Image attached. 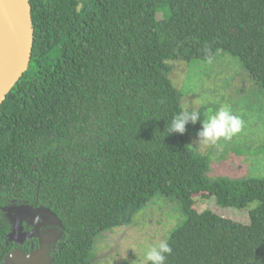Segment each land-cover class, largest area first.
I'll use <instances>...</instances> for the list:
<instances>
[{
    "label": "trees",
    "instance_id": "1",
    "mask_svg": "<svg viewBox=\"0 0 264 264\" xmlns=\"http://www.w3.org/2000/svg\"><path fill=\"white\" fill-rule=\"evenodd\" d=\"M30 2V68L0 107V264L13 201L62 222L54 264H93L98 238L131 225L157 195L187 216L166 264H264V177L209 176L211 156L189 140L204 109L201 122L168 134L184 98L170 62L224 51L264 88V0ZM203 195L225 208L256 203L250 223L197 211Z\"/></svg>",
    "mask_w": 264,
    "mask_h": 264
},
{
    "label": "rangeland",
    "instance_id": "2",
    "mask_svg": "<svg viewBox=\"0 0 264 264\" xmlns=\"http://www.w3.org/2000/svg\"><path fill=\"white\" fill-rule=\"evenodd\" d=\"M171 81L183 93V108L204 109L205 121L222 105L244 121L240 133L225 142L205 146L190 136V145L201 155L211 156V178L238 179L247 176L264 177V88L256 83L239 59L220 51L209 60L192 62L173 61ZM248 157H247V156ZM256 161L254 166L248 160ZM251 173V174H250ZM250 174V175H249ZM220 216L239 223L249 224V211L219 206L215 198H195V209L204 206ZM180 202L169 196L157 195L134 218L129 226L117 228L101 235L94 251L93 264H145V251L171 234L185 223Z\"/></svg>",
    "mask_w": 264,
    "mask_h": 264
},
{
    "label": "water",
    "instance_id": "3",
    "mask_svg": "<svg viewBox=\"0 0 264 264\" xmlns=\"http://www.w3.org/2000/svg\"><path fill=\"white\" fill-rule=\"evenodd\" d=\"M82 5L78 6L80 11ZM35 30L30 0H0V107L9 93L28 72L33 55ZM20 209V210H18ZM11 225L10 239H28L33 233H24V222L35 225L51 218L62 231L58 216L47 208L33 209L31 206L13 205L3 209ZM17 210V211H16ZM59 237L41 241L40 248L30 255L16 250L5 258L4 264H54L55 255L50 254L49 245Z\"/></svg>",
    "mask_w": 264,
    "mask_h": 264
},
{
    "label": "clouds",
    "instance_id": "4",
    "mask_svg": "<svg viewBox=\"0 0 264 264\" xmlns=\"http://www.w3.org/2000/svg\"><path fill=\"white\" fill-rule=\"evenodd\" d=\"M200 120V112L193 108L189 110L187 106L181 109L173 116L168 126V134H183L186 130V124L189 122L195 124ZM201 122V120H200ZM202 129L198 132L196 143L216 145L223 139L225 142L231 141L234 136L241 132L244 121L239 115L232 112L228 105H222L214 114L210 115L205 122H201ZM172 247L167 240L160 241L157 245H152L145 251V264H166L167 256L171 255Z\"/></svg>",
    "mask_w": 264,
    "mask_h": 264
},
{
    "label": "flooded vegetation",
    "instance_id": "5",
    "mask_svg": "<svg viewBox=\"0 0 264 264\" xmlns=\"http://www.w3.org/2000/svg\"><path fill=\"white\" fill-rule=\"evenodd\" d=\"M13 205L15 206L17 205L18 208L27 205V206H31L35 210L39 208H44L42 206H38V204H35V205L17 204L14 201L10 205L4 208H9L10 206H13ZM44 221L45 223L43 221H39L35 223V225H32V224L28 225L26 222H24V233H27V234L33 233V236L28 239H20V240L10 239V234L12 232L11 225H10V231L6 235L7 236L6 245L10 246V251L6 253L5 256L3 257V264L5 261V258L11 255L16 250L22 251L26 255H30L31 253H33L34 251H37L40 248L42 240L46 241V239L48 238H53L56 236L59 237V234L62 231V229L59 226H57L51 218H49L48 220L45 219ZM63 238H64V234L62 237L60 236L55 242L49 245L50 254L56 256V252L62 247Z\"/></svg>",
    "mask_w": 264,
    "mask_h": 264
}]
</instances>
